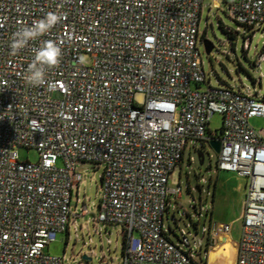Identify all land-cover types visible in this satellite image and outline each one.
Instances as JSON below:
<instances>
[{"label":"built area","instance_id":"1","mask_svg":"<svg viewBox=\"0 0 264 264\" xmlns=\"http://www.w3.org/2000/svg\"><path fill=\"white\" fill-rule=\"evenodd\" d=\"M205 1L0 0V264H90L93 254L81 261L46 251L90 213L86 204L72 209L77 167L87 163L104 167L95 232L121 229L122 264H206L210 242L227 238L232 224L211 222L193 240L180 230L176 243L164 219L172 196H182L169 177L193 140L218 141V169L247 179L236 264H264V128L251 124L264 118V97L207 78L198 47ZM49 12L59 23L13 54L12 34ZM230 18L255 34L264 0L232 1ZM49 40L62 49L60 63L30 85L28 65ZM216 114L223 124L212 132ZM21 148L39 160L22 161ZM101 261L109 264L104 254Z\"/></svg>","mask_w":264,"mask_h":264},{"label":"rangeland","instance_id":"2","mask_svg":"<svg viewBox=\"0 0 264 264\" xmlns=\"http://www.w3.org/2000/svg\"><path fill=\"white\" fill-rule=\"evenodd\" d=\"M232 1L235 0H206L204 2L200 23V32L204 38H201L198 43L202 58L200 62L203 63L207 78L215 87L231 86L236 90L241 87L244 93L249 88L251 93H258L264 97V63L260 60L264 56V26L261 29L258 28L253 34L247 27L233 21L230 18V3ZM220 24L226 29L234 31L232 33L236 36L234 46L228 41V35L220 27ZM244 35L252 36L247 54L243 52ZM206 40L214 45L210 54H207L205 49L204 41ZM222 42L226 43L222 44ZM83 60L88 66L92 63L90 55H84ZM254 62L261 64L258 65L257 63L254 66ZM222 124V116L216 114L211 120L209 129L215 132L222 128ZM251 124L256 129H262L264 128V118L255 117L251 119ZM19 154L22 161L29 160L36 163L39 160V153L35 149L21 148ZM190 157H193V161L190 160ZM218 158L219 155L212 146L208 144L204 146L203 142L193 140L189 143L182 163L171 173L168 187L173 190L182 188L180 198L175 195L172 196L170 212L169 214L166 213L164 218L165 228L174 242H179L176 232H180V230H184L193 240L192 235L203 238L202 228L205 225L210 226L211 221L209 219L205 222V214L201 221L199 220L198 213L200 210L197 211L194 202L202 200L201 205L198 204L197 207L204 206L213 211L215 195L223 187L226 194L224 198L230 200L228 202H242L245 198L247 179L238 172L220 171L217 167ZM62 165L60 160L58 166L62 167ZM77 171L82 174L83 180L76 187L72 202L73 213L81 211L84 204L88 206L90 213L87 216L74 218L78 224V232L71 222L70 233L59 234L56 241L47 247L46 251L54 257L76 258L81 261L84 260L85 256L93 254V259L89 261L90 264H104L101 261L104 254L109 264H122L124 254L123 241L120 235L121 229L117 226L111 227L109 229L111 234L109 231L106 233L105 229L102 235L95 232L96 229L103 226L102 223L94 222L93 218L98 214L97 205L103 194L102 174L104 167L94 163L80 164ZM204 179L207 180L206 183ZM209 192L210 196H208ZM221 198L223 201H219L216 210L219 213L227 214L228 217L232 213V208L226 209V201L223 197ZM78 199L80 203L77 206L76 201ZM191 214L194 215V219L190 217ZM221 217L220 219H223ZM175 218L178 220L177 222L174 220ZM188 225L190 226L189 229ZM241 228V222L237 221L234 227L237 238L241 234ZM77 233L78 237H76ZM108 239L111 240V245H109ZM203 241L205 246L201 256L205 262L204 252L208 247L209 240L204 238Z\"/></svg>","mask_w":264,"mask_h":264},{"label":"clouds","instance_id":"3","mask_svg":"<svg viewBox=\"0 0 264 264\" xmlns=\"http://www.w3.org/2000/svg\"><path fill=\"white\" fill-rule=\"evenodd\" d=\"M61 16L49 12L43 19L33 21L31 26H21L12 34L10 40V49L13 54L24 49L30 41L43 36L49 32L57 23ZM62 49L53 41H45L43 45L36 50L32 62L28 65L25 79L30 85H40L44 83L46 69L54 68L60 63Z\"/></svg>","mask_w":264,"mask_h":264},{"label":"crops","instance_id":"4","mask_svg":"<svg viewBox=\"0 0 264 264\" xmlns=\"http://www.w3.org/2000/svg\"><path fill=\"white\" fill-rule=\"evenodd\" d=\"M223 188H220L219 193L215 195L214 209L213 211H211V214L208 219L213 223L217 222V223H222V224H232L233 228H232L231 234L227 238H223L222 240L216 241L215 243H213L212 241L210 242L209 245L210 246L213 245V247L209 249V255L206 260V264H236L237 247H238V241L240 239V236L239 238L236 237V234L234 232V227H235L236 222L241 220L245 198L243 199L242 202H239V201L228 202L230 200H228L227 198H224L226 197V194L223 191ZM221 197H223L225 199L224 201H226L225 202L226 209H228L229 207L232 208V213L228 217H227V214L219 213L216 210V207L219 201H223ZM220 216H222L221 218L223 219H220ZM225 220H228V221H225Z\"/></svg>","mask_w":264,"mask_h":264},{"label":"water","instance_id":"5","mask_svg":"<svg viewBox=\"0 0 264 264\" xmlns=\"http://www.w3.org/2000/svg\"><path fill=\"white\" fill-rule=\"evenodd\" d=\"M204 45H205V49H206L207 54H210L214 48V45L208 40L204 41ZM211 146H212V148H214V150L217 153L220 152V143L218 141L211 142ZM201 158H203V156H201ZM84 259L90 260L87 256H85Z\"/></svg>","mask_w":264,"mask_h":264},{"label":"trees","instance_id":"6","mask_svg":"<svg viewBox=\"0 0 264 264\" xmlns=\"http://www.w3.org/2000/svg\"><path fill=\"white\" fill-rule=\"evenodd\" d=\"M220 27L223 29V31L228 35V41H230V43L232 44V46H234V39H235V35H232V33L234 32V31H232V30H229V29H226L225 27H223L221 24H220ZM249 29V28H248ZM250 30V29H249ZM236 34V33H235ZM252 36H247V35H244V43H245V41L247 40V39H250ZM202 38H204V35L202 36ZM244 46V45H243ZM243 52L245 53V54H247V52L248 51H246L245 49H244V47H243ZM253 65L254 66H256L257 65V62H254L253 63Z\"/></svg>","mask_w":264,"mask_h":264}]
</instances>
